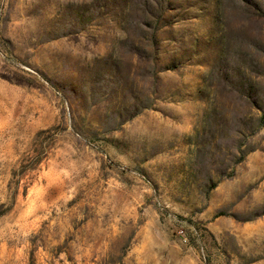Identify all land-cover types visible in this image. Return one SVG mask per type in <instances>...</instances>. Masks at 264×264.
I'll use <instances>...</instances> for the list:
<instances>
[{"label": "rangeland", "instance_id": "rangeland-1", "mask_svg": "<svg viewBox=\"0 0 264 264\" xmlns=\"http://www.w3.org/2000/svg\"><path fill=\"white\" fill-rule=\"evenodd\" d=\"M0 264H264V0H0Z\"/></svg>", "mask_w": 264, "mask_h": 264}]
</instances>
